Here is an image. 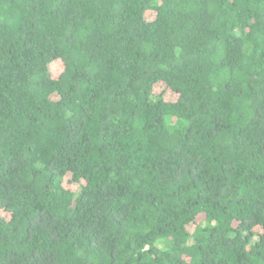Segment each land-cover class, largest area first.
<instances>
[{
  "label": "trees",
  "instance_id": "16d2710c",
  "mask_svg": "<svg viewBox=\"0 0 264 264\" xmlns=\"http://www.w3.org/2000/svg\"><path fill=\"white\" fill-rule=\"evenodd\" d=\"M0 264H264V0H0Z\"/></svg>",
  "mask_w": 264,
  "mask_h": 264
},
{
  "label": "rangeland",
  "instance_id": "374dc122",
  "mask_svg": "<svg viewBox=\"0 0 264 264\" xmlns=\"http://www.w3.org/2000/svg\"><path fill=\"white\" fill-rule=\"evenodd\" d=\"M56 65H57V67H59L60 64L57 63ZM165 98L168 99V100H170V98H172V97L166 94V97Z\"/></svg>",
  "mask_w": 264,
  "mask_h": 264
}]
</instances>
